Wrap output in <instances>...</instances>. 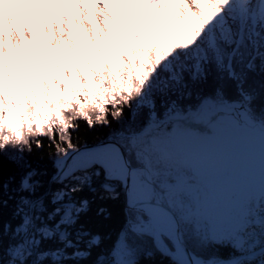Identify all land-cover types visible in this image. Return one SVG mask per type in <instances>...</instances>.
<instances>
[{
  "label": "snow or ice",
  "instance_id": "1",
  "mask_svg": "<svg viewBox=\"0 0 264 264\" xmlns=\"http://www.w3.org/2000/svg\"><path fill=\"white\" fill-rule=\"evenodd\" d=\"M76 6L87 12L82 0ZM93 7L100 27L89 23L81 42L56 4L69 44L52 42L46 59L31 40L21 49L23 0H0V163H21L25 149L42 148L47 137L56 152L50 184L60 185L40 192L34 178L43 173L29 165L13 187L15 177L5 180L0 169V264L89 256L102 238L76 229L90 201L74 197L85 187L97 192L101 176L99 189L112 198L124 187L131 217L95 264H140L157 252L170 264H264V108L253 104L264 94V0ZM24 31L31 35L26 23ZM210 77L215 85L205 91ZM109 116L122 127L106 140L73 143L79 120L110 127ZM10 200L15 226L3 221ZM50 241L59 246L45 248ZM221 247L232 253L220 257Z\"/></svg>",
  "mask_w": 264,
  "mask_h": 264
},
{
  "label": "trees",
  "instance_id": "2",
  "mask_svg": "<svg viewBox=\"0 0 264 264\" xmlns=\"http://www.w3.org/2000/svg\"><path fill=\"white\" fill-rule=\"evenodd\" d=\"M254 79L259 80L260 77H254ZM252 82V79H250L249 83L251 84ZM214 85L215 81L210 77L208 82L200 85V87L205 91H211ZM230 94H235L234 88L230 89ZM253 104L257 111L264 108V94L253 101ZM127 118L126 110L124 123L127 122ZM108 119L111 121L110 127L97 124L94 128H89L83 119L79 120V129L72 132L73 143H77L78 145L95 143L107 138L114 130L122 127V124L112 120L111 116H109ZM42 140L44 145L42 148H37L35 143H33L31 152H28L27 149H25L22 153L24 159L19 164L13 162L8 156L2 158L0 169H2L3 178L7 180L10 176H14L15 182L12 185L13 187H16L19 184L21 176L29 170V165L31 168L37 169L39 172L43 173V175L34 178L41 180L44 185V187L39 190L40 192L47 190L49 187L53 189L60 187L59 184H50V178L54 172V167L52 165L53 159L56 157L55 146L47 137H42ZM16 154L20 155V153ZM102 181L103 176L94 181L93 187L98 189L97 192H92L88 187H85L82 192L74 197L77 199L86 198L90 201L88 210L81 213L76 229L82 227L90 234H98L101 236L102 242L98 247H93L91 249V254L85 259L68 260L65 261L64 264H95V261L100 254L107 253L113 247L120 232L126 227L131 217L130 211L124 207L122 187L119 184L116 185L117 195L115 198H112L109 194L104 193L99 189V185ZM14 207L15 201L10 200L8 206L3 209V221H11L13 226L19 223L18 219H12ZM101 209L104 211H101ZM76 229H73L74 233ZM88 239L89 237L85 236L80 242L79 247L81 249L86 247V241ZM9 242V237H4L5 248H7ZM43 246L47 248L57 247L59 245L50 241L46 242ZM67 251L71 253L73 249L70 248ZM216 251L222 258H227L232 253L231 248L225 247L218 248ZM5 259H7L6 256ZM140 264H170V261L167 257L162 256L157 252L151 258L141 256Z\"/></svg>",
  "mask_w": 264,
  "mask_h": 264
},
{
  "label": "rangeland",
  "instance_id": "3",
  "mask_svg": "<svg viewBox=\"0 0 264 264\" xmlns=\"http://www.w3.org/2000/svg\"><path fill=\"white\" fill-rule=\"evenodd\" d=\"M23 2L25 5V11L28 12L30 19L29 22H26V18L21 13L20 20L17 22V31L20 33L19 43L21 49L25 53L27 52L30 40L33 51L35 52L37 49L43 50L46 59L49 56V48L52 42L59 41L64 45V49L67 50L69 40L66 35L65 21L61 18L60 11H62L68 18L67 23L71 27L73 40H75L78 35L81 42L86 41V28L89 23L93 28L100 27V22L96 16L98 9L93 7V0H82L85 7L87 8V12H84L82 9L76 6L78 0H35L37 6L36 8H30L28 6L29 0H23ZM102 2L106 3L107 0H102ZM45 3L50 4V7L45 8ZM57 3L60 6V11H58L56 8ZM111 10L115 11V9ZM73 12L75 13V16H73ZM13 15L15 17L16 13H13ZM134 16L135 13H133V19ZM25 23L31 30V35L24 31ZM5 26L6 28L8 27L7 24ZM8 47L9 50L12 51L13 45L11 40L8 41ZM53 51L57 52L58 54L59 49H53ZM49 67L54 68V65L49 64ZM55 159L56 157L53 159V162Z\"/></svg>",
  "mask_w": 264,
  "mask_h": 264
},
{
  "label": "water",
  "instance_id": "4",
  "mask_svg": "<svg viewBox=\"0 0 264 264\" xmlns=\"http://www.w3.org/2000/svg\"><path fill=\"white\" fill-rule=\"evenodd\" d=\"M107 138H105V139H102V140H106ZM102 140H99V141H97V142H95V143H91V144H83V145H87V146H89V147H92V146H95V145H97L100 141H102ZM55 161V160H54ZM69 162H71V161H69ZM53 165H54V162H53ZM55 168V167H54ZM56 168H55V171H54V173L51 175V177L56 173ZM121 187H122V190H123V196H124V207L125 208H128V206H127V197H126V192H125V189H124V187L122 186V185H120Z\"/></svg>",
  "mask_w": 264,
  "mask_h": 264
}]
</instances>
